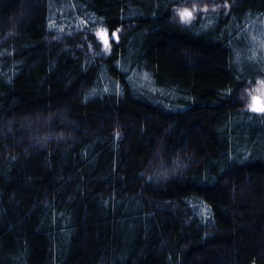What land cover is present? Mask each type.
I'll list each match as a JSON object with an SVG mask.
<instances>
[{"label": "trees", "instance_id": "16d2710c", "mask_svg": "<svg viewBox=\"0 0 264 264\" xmlns=\"http://www.w3.org/2000/svg\"><path fill=\"white\" fill-rule=\"evenodd\" d=\"M188 2L0 0V264H264V0Z\"/></svg>", "mask_w": 264, "mask_h": 264}, {"label": "rangeland", "instance_id": "374dc122", "mask_svg": "<svg viewBox=\"0 0 264 264\" xmlns=\"http://www.w3.org/2000/svg\"><path fill=\"white\" fill-rule=\"evenodd\" d=\"M207 3L204 0H189L187 4L178 8L176 12L177 18L183 23L187 24L191 22L199 13L205 12ZM189 11L192 13L190 20L185 21L180 13L183 11ZM249 107L252 109L253 106L259 108L264 106V83H258L248 88L247 91ZM255 98V100H254Z\"/></svg>", "mask_w": 264, "mask_h": 264}, {"label": "snow or ice", "instance_id": "6c2138e0", "mask_svg": "<svg viewBox=\"0 0 264 264\" xmlns=\"http://www.w3.org/2000/svg\"><path fill=\"white\" fill-rule=\"evenodd\" d=\"M180 15H181V17H182L185 21L190 20L191 17H192V13L189 12V11H187V10L181 12ZM105 45L107 46V41H105ZM254 100H255V98H254ZM252 110H253V111H261V112H264V106L259 107V108L253 106V107H252Z\"/></svg>", "mask_w": 264, "mask_h": 264}, {"label": "water", "instance_id": "95a60500", "mask_svg": "<svg viewBox=\"0 0 264 264\" xmlns=\"http://www.w3.org/2000/svg\"><path fill=\"white\" fill-rule=\"evenodd\" d=\"M116 38H118L117 36H115Z\"/></svg>", "mask_w": 264, "mask_h": 264}]
</instances>
